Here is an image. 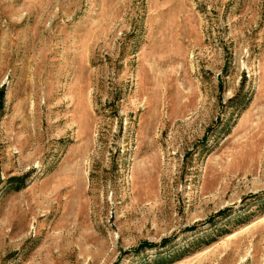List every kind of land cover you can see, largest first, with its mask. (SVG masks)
Instances as JSON below:
<instances>
[{"label": "rangeland", "instance_id": "obj_1", "mask_svg": "<svg viewBox=\"0 0 264 264\" xmlns=\"http://www.w3.org/2000/svg\"><path fill=\"white\" fill-rule=\"evenodd\" d=\"M0 264H264V0H0Z\"/></svg>", "mask_w": 264, "mask_h": 264}]
</instances>
